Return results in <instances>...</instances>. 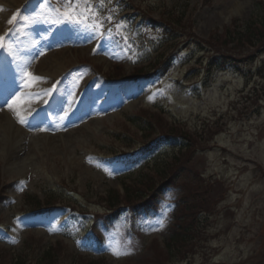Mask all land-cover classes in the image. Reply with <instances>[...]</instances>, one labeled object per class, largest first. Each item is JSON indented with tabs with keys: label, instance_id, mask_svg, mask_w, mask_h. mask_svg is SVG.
I'll return each instance as SVG.
<instances>
[{
	"label": "rangeland",
	"instance_id": "374dc122",
	"mask_svg": "<svg viewBox=\"0 0 264 264\" xmlns=\"http://www.w3.org/2000/svg\"><path fill=\"white\" fill-rule=\"evenodd\" d=\"M124 1L105 0L101 12L104 17L111 16L112 21L104 20L100 35L84 26L54 23L55 13L44 5L55 8L59 0H0V35L9 33L12 25L7 21L17 16L15 28L5 40V48L12 55L0 51V57L5 58L0 69L9 72L5 84L9 91L14 90L10 97L21 96L28 101L20 108L27 120L24 126L17 123L7 106L0 109V122L11 124L9 132H16L14 137L8 134L5 138L0 128L1 186L22 180L7 190L10 202L0 207V247L13 258L22 252V240L29 235L43 238L45 245L64 237L71 238L75 247L88 256L109 258L110 264H148L147 258L154 257L148 251L151 240L157 238L161 243L165 237L170 203L199 174L205 180L219 182L221 187L211 196L217 203L209 219L205 251L195 254L190 263L264 264V99L255 114L241 116L248 89L245 80L215 73L210 83L203 84L204 71L198 67L201 58L184 53L189 46H182L180 60L168 70L161 69L152 80L130 84L103 79L117 65H122L125 75H129L133 68L147 67L153 61L163 42L157 21L161 4L196 8L192 14L195 33L206 38L229 26L233 19L246 23L259 15L254 7L258 0ZM94 3L98 5V0ZM146 10L152 11L149 18L143 15ZM117 25L124 27L118 31ZM255 59L253 68L264 63V56ZM16 64L27 67L41 80L31 88L23 87ZM259 82L253 79L249 85ZM52 89L55 91L51 95H45ZM5 91L0 84L4 98ZM25 92L30 95H23ZM139 107H162L171 120L189 127L213 120L216 115L225 121L222 133L213 144L209 142L212 147L198 150L180 170L178 185L158 192L157 211L140 219L134 212H127L114 219L109 228L92 216L84 218L67 211L15 221L27 209L20 199L24 193L42 197L54 191L86 206L84 196H105L107 190L121 188L122 182L151 173L170 156L175 143L168 142L161 147L160 155L149 161L152 167L146 168L145 163L139 174L140 164L125 167L115 157L102 156L107 151L117 154L124 148L123 121ZM35 110L38 112L33 113ZM7 111L10 121L1 115ZM18 139L23 140L22 147L16 144ZM127 141L134 145L132 149L137 147L134 140ZM127 175L130 177L126 180ZM161 219L165 221L163 228L158 224ZM86 231L100 236L101 246L91 243ZM110 249L130 254L118 258Z\"/></svg>",
	"mask_w": 264,
	"mask_h": 264
},
{
	"label": "trees",
	"instance_id": "16d2710c",
	"mask_svg": "<svg viewBox=\"0 0 264 264\" xmlns=\"http://www.w3.org/2000/svg\"><path fill=\"white\" fill-rule=\"evenodd\" d=\"M256 9H260L262 13L261 20L263 22L262 27L256 26V21L248 22L245 27L242 29V32L236 29L226 30V35L221 37L217 36L218 39H223V44L235 43L237 47H241L245 44H257V47L264 50V2L258 1L255 5ZM175 17L173 19L176 22L180 23L182 19V15H179L175 12ZM236 22H234L235 24ZM235 30V31H234ZM238 32V33H237ZM242 48V47H241ZM220 58L215 59V61H219ZM228 67H235L236 64L242 63L241 66H244L248 61H238L236 59L228 60ZM242 72V70L240 71ZM137 73V72H136ZM121 75V73H119ZM117 74V75H119ZM132 122L147 135L156 134L157 129H155L154 124H157L161 128H165L162 121L156 118L153 119H138L133 118ZM172 134L173 132L170 131ZM201 133V132H200ZM200 133H193L195 136ZM205 133L208 134L209 138H211L212 131L206 130ZM203 134V133H201ZM195 140V139H194ZM192 149H181L178 154L174 155L170 158L162 167V169L158 170L155 176H144L140 178L138 181L133 182L130 186H125V192L127 196V201L132 199H138L141 197V194L150 191L157 184H161L163 182L170 180V174L173 172V165L178 161L181 162L184 160L190 153ZM168 183V182H166ZM203 195H205V191H202ZM192 201L189 202L188 196H183L177 202L175 209L173 211V225L168 231V238L166 240V244L164 247V251H156L157 259H163V262L168 263L169 261L176 259H187L189 254L194 253L195 242L198 241V238L203 233V220L204 217L202 213H204L207 203L202 200L195 201L194 196H191ZM108 205H114L119 202V195L115 192H112L108 199L105 200ZM33 206H38L37 202H33ZM32 249L30 244H26V249ZM62 247L60 244H57L55 247L48 249L44 252L41 262L39 264H57L59 255L61 254L60 250ZM25 259L17 257V259L10 261L9 264H26L24 262ZM160 260L158 264H163ZM78 264H84L80 261ZM94 264V263H90ZM100 264H105L104 262H100Z\"/></svg>",
	"mask_w": 264,
	"mask_h": 264
},
{
	"label": "snow or ice",
	"instance_id": "6c2138e0",
	"mask_svg": "<svg viewBox=\"0 0 264 264\" xmlns=\"http://www.w3.org/2000/svg\"><path fill=\"white\" fill-rule=\"evenodd\" d=\"M105 6V0H98L97 3H94V0H59L58 6L55 8L51 7L50 4H45L44 7L49 11L55 13L56 19L53 21L54 23L61 24H71L75 26H84L86 28H90L92 31L97 34L103 35L104 30V20L107 19L109 22L112 21V17H104L102 15L101 9ZM32 18L29 17V20ZM17 20V16L13 15L11 19L7 21L9 25H13ZM124 25H117L118 31L122 29ZM11 31V30H10ZM9 33H5L4 35H0V51L7 52L5 48V40L8 37ZM126 39V37H125ZM41 55L43 53H40ZM8 56H11V52H7ZM13 63H15V58L13 57ZM17 69L20 72L22 86L25 88H31L36 82L41 80L40 77L34 76L31 72L27 70V67H21L20 64H16ZM55 91L52 89L45 93V95H51V93ZM14 95V94H13ZM26 101L21 96H14L4 98L2 104H0V109L4 106H7L8 110L14 113L15 119L17 123L24 126L27 124V120L25 116L20 111V108L23 103ZM41 131H46L47 129L41 128ZM164 219L158 221L159 227H164ZM155 230V229H153ZM111 254L116 257H120L121 255H129L130 252H121L115 249H110Z\"/></svg>",
	"mask_w": 264,
	"mask_h": 264
},
{
	"label": "bare ground",
	"instance_id": "6f19581e",
	"mask_svg": "<svg viewBox=\"0 0 264 264\" xmlns=\"http://www.w3.org/2000/svg\"><path fill=\"white\" fill-rule=\"evenodd\" d=\"M52 73H54V70L52 69ZM3 118H5V115H4V117ZM6 119V118H5ZM7 121V120H6ZM0 128H1V130H2V133H3V136L6 138L7 137V135L9 134L10 136H12V137H14L15 135H16V132L14 131V130H12L11 132H9V130L11 129V126L8 124H2L1 122H0ZM5 131L7 132V133H5ZM2 135H1V137H3ZM3 141H4V139H3ZM22 143H23V140H21V139H18L17 140V142H16V144H20L21 145V147H22ZM20 152H21V150H20ZM23 163H24V161H23Z\"/></svg>",
	"mask_w": 264,
	"mask_h": 264
}]
</instances>
